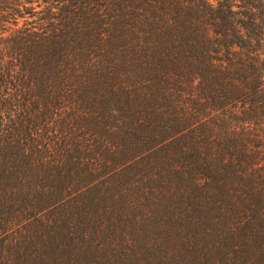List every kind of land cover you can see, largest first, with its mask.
<instances>
[{
  "label": "trees",
  "instance_id": "trees-1",
  "mask_svg": "<svg viewBox=\"0 0 264 264\" xmlns=\"http://www.w3.org/2000/svg\"><path fill=\"white\" fill-rule=\"evenodd\" d=\"M0 264H264V0H0Z\"/></svg>",
  "mask_w": 264,
  "mask_h": 264
},
{
  "label": "rangeland",
  "instance_id": "rangeland-1",
  "mask_svg": "<svg viewBox=\"0 0 264 264\" xmlns=\"http://www.w3.org/2000/svg\"><path fill=\"white\" fill-rule=\"evenodd\" d=\"M22 24V22H20V25Z\"/></svg>",
  "mask_w": 264,
  "mask_h": 264
}]
</instances>
